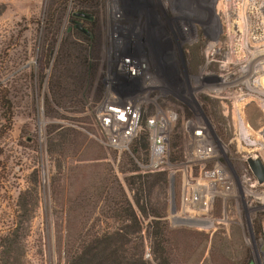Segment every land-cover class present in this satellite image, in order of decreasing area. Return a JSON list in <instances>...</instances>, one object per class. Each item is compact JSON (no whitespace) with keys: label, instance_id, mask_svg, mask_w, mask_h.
<instances>
[{"label":"rangeland","instance_id":"obj_1","mask_svg":"<svg viewBox=\"0 0 264 264\" xmlns=\"http://www.w3.org/2000/svg\"><path fill=\"white\" fill-rule=\"evenodd\" d=\"M216 2L0 0V97L11 114L3 118L0 104V264H66L76 227L111 225L87 194L89 180L132 174L121 169L122 152L142 133L140 172L168 174V226L197 232L179 235L171 264H264V183L248 162L255 155L264 163V69L252 68L263 77L255 85L239 73L252 59L225 66L230 47ZM75 10L88 20L77 31ZM252 12L264 21L263 3ZM147 118L164 123L156 163ZM183 177L190 192L202 183V211L191 216L200 227L176 220ZM160 192L154 185L153 207ZM149 218L143 256L152 260Z\"/></svg>","mask_w":264,"mask_h":264},{"label":"trees","instance_id":"obj_2","mask_svg":"<svg viewBox=\"0 0 264 264\" xmlns=\"http://www.w3.org/2000/svg\"><path fill=\"white\" fill-rule=\"evenodd\" d=\"M77 1L85 6L91 2V0ZM77 11H73L70 20V28L75 31L82 21H88L83 16L77 15ZM84 35L89 42H92V33ZM0 104L7 110L2 117L10 120L11 114L8 112L10 102L6 96L0 97ZM147 151V135L142 133L131 143L128 151L122 152L125 163L121 169L132 174L121 179L117 174L110 172L109 175L108 173L102 177L96 175L89 180L87 194L96 198L101 205L100 214L105 220L110 219L112 224L106 223L104 227L98 226L91 230L85 229V226L76 227V232L71 233V238L69 237L66 242V264H171L175 261L173 251L176 249L179 235L197 234L194 231L175 230L168 226L165 219L168 174L166 171L140 172L137 162L147 160ZM126 165H129L128 168L125 167ZM154 185H159L160 193L164 196L162 204L158 207H153L154 203H152ZM146 218H149L145 230L152 241V260L143 256L142 231L143 220ZM260 231L262 233V228L259 229ZM7 251L10 254L11 249Z\"/></svg>","mask_w":264,"mask_h":264},{"label":"bare ground","instance_id":"obj_3","mask_svg":"<svg viewBox=\"0 0 264 264\" xmlns=\"http://www.w3.org/2000/svg\"><path fill=\"white\" fill-rule=\"evenodd\" d=\"M262 3L264 4V0H218V2H216L215 4L217 16L219 17L220 23L221 25L226 26L227 38L225 43L230 47V51L226 56L227 60L225 62V66L227 67L230 65V63L232 64L233 62H241L245 58L247 59V61L244 62H248L250 59H252L251 61H249L252 64L245 66V68H242L241 71L239 70V73L242 75L249 74V79L255 81V85L258 84V79L260 80L263 78L259 76L256 77L257 74L255 76H252V68L255 71H258V69L256 68H259V70L260 68L264 69V47L260 48L261 45H264V34H262L258 39L254 38V34H256L257 36L260 31H263L264 21L261 22V16L260 14H258V12L254 13L252 11L260 8V6H262ZM234 10H236V14L235 12H233ZM228 13H231V16L227 17L226 14ZM234 16H236L237 20L233 19ZM215 45L216 44H211L209 49L212 50ZM248 48H253L255 49V51H251L252 53L249 55V50H247ZM241 121L243 123H241L242 125L240 124L239 126H248L246 120ZM246 132L248 134L243 133L246 138L248 136H252L249 131ZM241 142L242 139L238 140V143L240 145ZM252 157L256 156L252 155Z\"/></svg>","mask_w":264,"mask_h":264},{"label":"built area","instance_id":"obj_4","mask_svg":"<svg viewBox=\"0 0 264 264\" xmlns=\"http://www.w3.org/2000/svg\"><path fill=\"white\" fill-rule=\"evenodd\" d=\"M114 112L118 111V109H114ZM126 111L129 113H132L130 111V108L127 106ZM132 115H135L133 112ZM137 119V116H135ZM132 123L130 124V132L129 134L133 133V128L136 127V120L132 119ZM146 127L149 129L150 134L152 136L151 138V156L154 159V163L158 162L164 157V152H165V138L163 135V129H164V123L162 120L157 119V118H147L146 119ZM200 180H198L195 184V188L193 189V192H190L188 190V187L190 185L189 179H185L183 177L182 179V187L180 190V209L177 212V218L179 222L183 223H194L193 225L195 226H201L204 225V223L201 221V219L198 220H193L191 219V216L195 217V213L198 216L200 211H202L201 204H202V196H203V191L201 189V184ZM181 213L184 214V216H181ZM180 217H179V216ZM188 216V217H187Z\"/></svg>","mask_w":264,"mask_h":264},{"label":"water","instance_id":"obj_5","mask_svg":"<svg viewBox=\"0 0 264 264\" xmlns=\"http://www.w3.org/2000/svg\"><path fill=\"white\" fill-rule=\"evenodd\" d=\"M77 15H80L83 17L86 16V14L82 12H77ZM248 162H249L252 172L257 177L258 182L259 183L264 182V163L263 161L258 157L256 158L249 157ZM261 255H262V259L264 260V245H261Z\"/></svg>","mask_w":264,"mask_h":264},{"label":"flooded vegetation","instance_id":"obj_6","mask_svg":"<svg viewBox=\"0 0 264 264\" xmlns=\"http://www.w3.org/2000/svg\"><path fill=\"white\" fill-rule=\"evenodd\" d=\"M262 183H264V182H261L259 184H262ZM262 226H263V224H262ZM263 227H262V233H261V234H263V236L260 238V242H259V251H260V253H261V245H264V241H262L264 239V228ZM248 264H251V263H248Z\"/></svg>","mask_w":264,"mask_h":264}]
</instances>
